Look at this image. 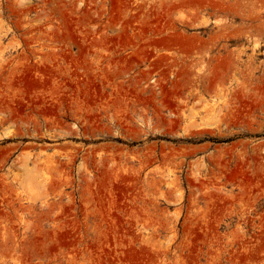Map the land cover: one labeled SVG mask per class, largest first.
Segmentation results:
<instances>
[{
    "label": "rangeland",
    "instance_id": "374dc122",
    "mask_svg": "<svg viewBox=\"0 0 264 264\" xmlns=\"http://www.w3.org/2000/svg\"><path fill=\"white\" fill-rule=\"evenodd\" d=\"M0 264H264V0H0Z\"/></svg>",
    "mask_w": 264,
    "mask_h": 264
}]
</instances>
